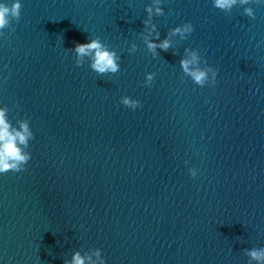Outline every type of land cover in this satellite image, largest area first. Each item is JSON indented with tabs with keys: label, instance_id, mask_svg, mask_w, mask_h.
<instances>
[{
	"label": "water",
	"instance_id": "water-1",
	"mask_svg": "<svg viewBox=\"0 0 264 264\" xmlns=\"http://www.w3.org/2000/svg\"><path fill=\"white\" fill-rule=\"evenodd\" d=\"M22 2L0 36V106L35 138L25 170L0 174V264L97 248L107 264H264L248 254L264 250V3L223 13L213 0H160L161 40L195 30L154 55L153 0ZM97 37L119 72L96 73L88 56L76 65L75 43ZM185 49L198 52L194 70L219 72L215 86L183 71Z\"/></svg>",
	"mask_w": 264,
	"mask_h": 264
},
{
	"label": "clouds",
	"instance_id": "clouds-1",
	"mask_svg": "<svg viewBox=\"0 0 264 264\" xmlns=\"http://www.w3.org/2000/svg\"><path fill=\"white\" fill-rule=\"evenodd\" d=\"M251 0H213L214 7L223 13H229L237 4L246 5ZM264 3V0H259ZM153 5H148L145 11L148 13V19L143 23L147 29L148 35L145 37L147 47L153 54H157L156 50L160 49L167 52L172 46V36L179 34L182 38H187L195 29L191 22H186L183 25H179L173 28L167 36L162 40L160 39V33L156 30V25L152 23L151 17L155 15H162L163 9L160 7V0H153ZM23 8L22 0H12L8 3L7 0H0V36H3V30L10 26L11 17L17 20V23L21 19V13ZM245 14L255 18V13L251 8H245ZM12 31H15L13 28ZM151 37V38H150ZM135 44L132 45L134 49ZM72 51L76 53L75 63L77 66L83 64L85 56L91 57L90 68L98 74H115L120 71V57L117 55L114 49H110L99 38H93L86 42H76ZM187 55L180 60V66L183 71L189 75L194 83H196L201 89H206L210 86H215L219 72L214 69H208L207 71L196 68L195 70L190 67L191 65L198 64L199 56L196 50L185 49ZM2 75V73H0ZM9 75L11 73L9 72ZM155 73H147L145 83H149L154 80ZM7 79V77H5ZM259 91V89H257ZM120 103L124 106L136 110L142 107L140 100L128 95H124L120 98ZM35 138V134L31 131L30 122L25 119L19 121V128L13 127L8 118L7 106H0V174H4L9 171L21 172L24 171L26 165L31 160V152L26 151L29 147V141ZM196 175L195 172L192 173ZM102 249H95L90 255L82 256L79 251L75 252L70 261L65 260L64 264H85L86 261L89 264H107L106 259L102 255ZM248 254L252 259L257 261H264V250H250ZM95 256L94 260L92 257Z\"/></svg>",
	"mask_w": 264,
	"mask_h": 264
}]
</instances>
